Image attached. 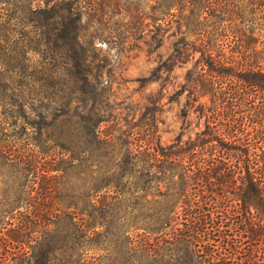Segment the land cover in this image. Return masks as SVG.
Segmentation results:
<instances>
[{"label": "trees", "instance_id": "1", "mask_svg": "<svg viewBox=\"0 0 264 264\" xmlns=\"http://www.w3.org/2000/svg\"><path fill=\"white\" fill-rule=\"evenodd\" d=\"M103 1L92 0L91 4L97 9ZM108 1L117 6V0ZM13 2L0 0V74L10 79V85L7 81L0 84L2 91H10L0 94V182L5 179L3 183H9L0 202V264H99L93 253L105 248L95 243V237L106 240L111 209L100 201L98 206L93 201L90 211L35 201L27 190L28 176L48 171L42 168V157L29 151L30 141L13 134L11 127L18 121L11 109L6 110L15 90L13 77L22 79V99L25 89L35 90L42 102L65 88L51 61H30L29 49L37 48L55 59L69 56L70 71L78 64L85 66L74 81L91 80V70L85 64L89 55L83 52L81 62L74 58H78L76 47L84 42L81 17L72 9L58 10L49 0L44 8L19 16ZM196 2L200 8L186 14L188 0H172L177 9L172 14L177 36L168 58L173 68L198 53L184 73L180 90L186 93V107L203 116L204 125L194 137L182 140L177 136L172 151L158 143L153 154L145 148L143 167L155 174L158 169L163 171V162L171 164L163 168L172 172V215H163V222L172 217V234L163 241L172 243V255L167 253L172 264H264V0H248L249 7L244 0ZM187 23L195 26L186 27ZM24 26L30 34L27 40L16 36ZM95 37L92 35L91 42ZM53 70L58 73L53 75ZM51 78L58 82L46 83ZM70 86L66 87L70 91L66 112L82 122L88 134V126L78 119L83 118L81 113L73 112L77 111L73 103L78 87ZM48 88H54L51 96ZM31 106L39 131L52 125L53 120L45 122L50 114L44 111L46 107ZM95 133L94 129L90 132L92 136ZM135 156H130L132 163L137 161ZM17 212L19 216H13ZM61 217L65 234L58 257L48 249L35 253L50 222ZM132 245L145 251L153 262L166 258L148 235Z\"/></svg>", "mask_w": 264, "mask_h": 264}, {"label": "rangeland", "instance_id": "2", "mask_svg": "<svg viewBox=\"0 0 264 264\" xmlns=\"http://www.w3.org/2000/svg\"><path fill=\"white\" fill-rule=\"evenodd\" d=\"M47 1L14 0L13 7L16 15L22 16L29 14L30 10L44 8ZM91 1L48 2L62 12L72 9L81 17L84 42L76 47L78 58H74L76 62H81L83 52L89 55L85 61L91 70L88 83L74 81L75 77L83 74L85 66L74 65L76 67L73 66L70 71L67 55L55 59L37 48L33 51L29 49L27 55L33 62L51 61L52 69L62 75L60 80L65 88L70 85L78 87L73 103L77 111L73 112L81 113L83 118L78 119L88 126L90 132L94 129L96 135L86 134L82 122L66 112L70 99L67 88L42 102L36 98L35 90L25 89L22 99L19 95L22 79L13 77L17 79L13 83L15 90L6 106V110L11 109L18 121L11 127L13 134L30 141L29 151L42 157V168L48 171L44 175L31 172L27 190L34 195L35 201L49 207L70 206L72 211L75 207L90 211L93 201L97 202L96 205H99L98 201L107 204L111 209L106 224L107 238L95 237V243L105 250L93 253L95 262L172 264V258L168 260L167 257V253L172 255V243L163 241L172 234V217L171 221L163 222V215H172V172L163 168L167 169L171 164L168 160L161 162L160 169L163 171L158 169L153 174L144 169L142 158L145 148L153 154L158 143L167 152L172 151V142L177 136L182 140L194 137L203 127L204 117L194 108L186 107V93L180 90L184 73L198 53L186 63H178L172 68V60L168 57L172 55L177 36V24L172 22V14H176L177 9L172 7V0H117L116 7L105 0L97 9L93 8L96 5H92ZM234 1L240 3V0ZM247 2L244 0V3ZM186 6V14L200 8L196 0H188ZM193 26L186 24V27ZM23 28L16 36L22 35L20 38L27 40L30 35L28 26ZM92 35L96 36L93 42ZM31 44L36 47L34 42ZM57 73L53 70V75ZM53 80L58 82V79L51 78L46 83ZM2 81L9 84L10 79L2 78L0 74V84ZM52 91L54 88H48L47 93ZM4 92L10 93L0 89V94ZM32 103L35 108L46 107L44 111L50 112L45 122L53 120L52 125L43 128L42 132L39 131ZM133 153L137 161L132 163L130 156ZM156 158L162 159L160 155ZM3 182H0V202L9 184ZM97 215L95 212V219ZM13 216L18 217L19 213ZM51 222L34 249L37 254L48 249L57 256L63 248L65 219L61 217ZM155 227H158L155 232H149ZM145 235L157 242L161 253H166L164 261L153 262L145 251H139L132 245Z\"/></svg>", "mask_w": 264, "mask_h": 264}]
</instances>
